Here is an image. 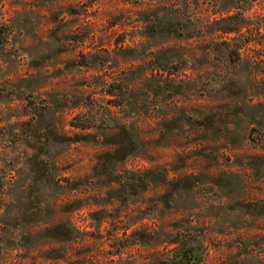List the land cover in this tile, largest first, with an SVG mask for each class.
I'll use <instances>...</instances> for the list:
<instances>
[{
  "label": "rangeland",
  "instance_id": "1",
  "mask_svg": "<svg viewBox=\"0 0 264 264\" xmlns=\"http://www.w3.org/2000/svg\"><path fill=\"white\" fill-rule=\"evenodd\" d=\"M0 264H264V0H0Z\"/></svg>",
  "mask_w": 264,
  "mask_h": 264
}]
</instances>
